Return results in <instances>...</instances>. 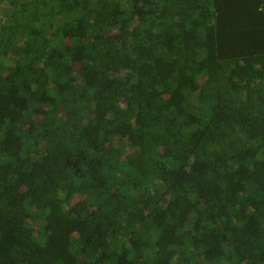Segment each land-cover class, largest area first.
<instances>
[{"label": "trees", "instance_id": "16d2710c", "mask_svg": "<svg viewBox=\"0 0 264 264\" xmlns=\"http://www.w3.org/2000/svg\"><path fill=\"white\" fill-rule=\"evenodd\" d=\"M0 264H264V0H0Z\"/></svg>", "mask_w": 264, "mask_h": 264}]
</instances>
